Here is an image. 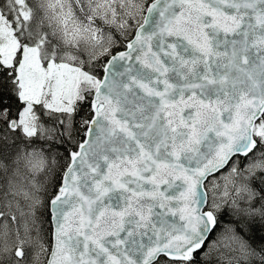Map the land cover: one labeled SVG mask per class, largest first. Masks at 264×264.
<instances>
[{
	"label": "snow or ice",
	"instance_id": "obj_1",
	"mask_svg": "<svg viewBox=\"0 0 264 264\" xmlns=\"http://www.w3.org/2000/svg\"><path fill=\"white\" fill-rule=\"evenodd\" d=\"M257 223L264 0H0V264H264Z\"/></svg>",
	"mask_w": 264,
	"mask_h": 264
},
{
	"label": "trees",
	"instance_id": "obj_2",
	"mask_svg": "<svg viewBox=\"0 0 264 264\" xmlns=\"http://www.w3.org/2000/svg\"><path fill=\"white\" fill-rule=\"evenodd\" d=\"M17 143H19V141H17ZM63 163H64L63 158L62 157L59 158L58 159V165H63ZM58 180H59V173L57 174V182H58ZM225 219H227V216L225 217ZM45 228L48 229L49 226L45 225ZM253 232H254V238L252 239V244H253L254 247H258L260 245V243H261L260 237H261V235H264V232L261 231V226H260L259 223L255 224L253 226ZM46 235H48V233H46ZM48 242L50 243V235H48ZM47 254H48V252H47ZM46 257H47V255H46ZM46 257H45V259H43L41 261L40 264H44L45 263ZM197 261H198V264H199V261H200L199 256H197Z\"/></svg>",
	"mask_w": 264,
	"mask_h": 264
},
{
	"label": "rangeland",
	"instance_id": "obj_3",
	"mask_svg": "<svg viewBox=\"0 0 264 264\" xmlns=\"http://www.w3.org/2000/svg\"><path fill=\"white\" fill-rule=\"evenodd\" d=\"M141 21H142V20H141ZM116 35H117V37L119 38V34L117 33ZM38 143H39V142H38ZM38 179H39V177H38ZM210 197H211V193L209 192V198H210ZM46 255H48L47 252H43V251L39 252L38 258H37V260L34 262V264H40L41 261H42L43 259H45ZM44 256H45V257H44ZM43 257H44V258H43ZM46 258H47V257H46ZM30 261H31V257H30Z\"/></svg>",
	"mask_w": 264,
	"mask_h": 264
},
{
	"label": "water",
	"instance_id": "obj_4",
	"mask_svg": "<svg viewBox=\"0 0 264 264\" xmlns=\"http://www.w3.org/2000/svg\"><path fill=\"white\" fill-rule=\"evenodd\" d=\"M143 21H141V23H142ZM121 50H123V49H121ZM178 219V218H177ZM47 258H48V255H47ZM47 258H46V261H45V263L44 264H47Z\"/></svg>",
	"mask_w": 264,
	"mask_h": 264
}]
</instances>
